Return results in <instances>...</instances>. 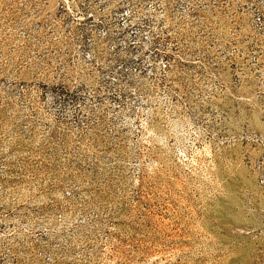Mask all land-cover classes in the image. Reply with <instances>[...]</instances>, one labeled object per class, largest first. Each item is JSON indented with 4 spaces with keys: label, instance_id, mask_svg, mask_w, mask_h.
<instances>
[{
    "label": "rangeland",
    "instance_id": "rangeland-1",
    "mask_svg": "<svg viewBox=\"0 0 264 264\" xmlns=\"http://www.w3.org/2000/svg\"><path fill=\"white\" fill-rule=\"evenodd\" d=\"M0 264H264V0H0Z\"/></svg>",
    "mask_w": 264,
    "mask_h": 264
}]
</instances>
